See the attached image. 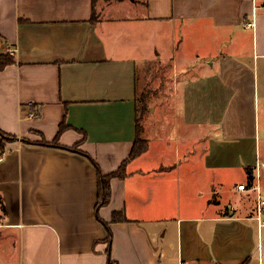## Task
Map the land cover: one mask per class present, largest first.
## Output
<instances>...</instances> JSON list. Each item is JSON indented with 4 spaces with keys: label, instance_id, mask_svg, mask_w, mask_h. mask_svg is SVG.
I'll list each match as a JSON object with an SVG mask.
<instances>
[{
    "label": "crops",
    "instance_id": "1",
    "mask_svg": "<svg viewBox=\"0 0 264 264\" xmlns=\"http://www.w3.org/2000/svg\"><path fill=\"white\" fill-rule=\"evenodd\" d=\"M0 38V128L18 134H0V264H264L245 200L264 195V0H0ZM156 59L175 69V150L150 133L131 158ZM124 162L97 207L98 167Z\"/></svg>",
    "mask_w": 264,
    "mask_h": 264
},
{
    "label": "rangeland",
    "instance_id": "2",
    "mask_svg": "<svg viewBox=\"0 0 264 264\" xmlns=\"http://www.w3.org/2000/svg\"><path fill=\"white\" fill-rule=\"evenodd\" d=\"M2 50L7 49L0 48V52ZM174 72L175 69L173 63L171 61H161V59H156L153 62H149V64H146L144 67L141 66L139 69V91L137 95L140 106L139 120L142 126L140 133L141 138L145 139L147 134L149 135L152 133L156 142H163L160 141L161 137L168 139V141L171 142L166 144L163 143L162 150L164 151V155L167 154L169 156L175 150V141L171 140L174 136L175 130ZM261 116L264 120V113H261ZM15 135L17 136L18 134ZM168 145L170 147H168ZM257 162L258 172L256 171L255 174L254 185H256L258 181L260 186L263 187L264 192V134L262 135L259 144V156ZM248 175L250 174L247 172V178L244 180L246 185H248V188H250V178ZM227 182H231L230 176H228ZM230 190L231 186H228V191L226 192L219 186L218 190L215 188L213 192V198L215 200L219 198L222 204L221 208L223 209L225 208L224 205L230 195ZM247 190L250 192H245V200L249 201V209H258V199L256 201L257 189L255 188V190L252 191L249 189ZM219 191H221V194H219ZM182 202L184 203L183 195ZM262 230L264 232V227Z\"/></svg>",
    "mask_w": 264,
    "mask_h": 264
},
{
    "label": "trees",
    "instance_id": "3",
    "mask_svg": "<svg viewBox=\"0 0 264 264\" xmlns=\"http://www.w3.org/2000/svg\"><path fill=\"white\" fill-rule=\"evenodd\" d=\"M93 2L95 3L96 0H93ZM96 10L94 8V12H93V17L92 19H96L97 15H96ZM1 39V38H0ZM15 61V57L14 55L9 52L8 50H5L4 52L0 53V71L3 70L6 65L10 64V63H13ZM139 112H140V106H139V101H138V98H137V104H136V126H137V131H136V140H135V144H134V147H133V150L131 152V155L130 157L133 158L135 157L136 155L142 153L146 148H147V139H143L141 138V130H142V126L140 124V118H139ZM63 128V125L61 126V130ZM0 134L3 136L4 139H17V136L15 135H11V134H8L6 132H4L1 128H0ZM24 141H29L28 139H23ZM42 144H46V145H56L58 144V140H54L52 142H48L47 140L43 139L41 141ZM71 149L73 150H78L77 146H74V147H70ZM96 166L98 167L97 163H95ZM126 163L124 162L121 166L120 169L116 170V171H113L109 174H103L101 171H100V168L98 167L99 169V201H98V204H97V207H100L101 205H105L109 202L110 200V197H111V187H110V180L112 177L114 176H122L124 174V167H125ZM249 174H251L250 170H249ZM119 218V215L118 214H115L113 219H118ZM105 225H107L105 223ZM111 234H110V237H109V240H111ZM108 264H119L115 259L112 258L111 256V253H110V249H108Z\"/></svg>",
    "mask_w": 264,
    "mask_h": 264
},
{
    "label": "built area",
    "instance_id": "4",
    "mask_svg": "<svg viewBox=\"0 0 264 264\" xmlns=\"http://www.w3.org/2000/svg\"><path fill=\"white\" fill-rule=\"evenodd\" d=\"M248 26H253L255 24L254 20H249L247 22ZM239 188L245 189L246 184H240ZM259 189V188H258ZM258 219L260 221V226H264V196L262 195L261 191L258 190Z\"/></svg>",
    "mask_w": 264,
    "mask_h": 264
}]
</instances>
